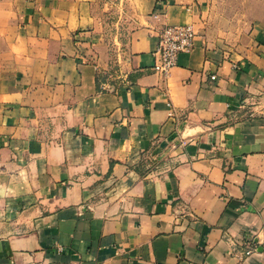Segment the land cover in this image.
Here are the masks:
<instances>
[{"label":"crops","instance_id":"crops-1","mask_svg":"<svg viewBox=\"0 0 264 264\" xmlns=\"http://www.w3.org/2000/svg\"><path fill=\"white\" fill-rule=\"evenodd\" d=\"M95 1L0 0V264H264V31L223 53L207 0H120L116 65Z\"/></svg>","mask_w":264,"mask_h":264},{"label":"rangeland","instance_id":"rangeland-1","mask_svg":"<svg viewBox=\"0 0 264 264\" xmlns=\"http://www.w3.org/2000/svg\"><path fill=\"white\" fill-rule=\"evenodd\" d=\"M93 13L98 29L105 34L114 64H122L136 25L134 13L120 0H96ZM204 13L203 35L223 53L243 54L264 31V0H207ZM5 28L2 16L0 31ZM3 45L4 40H0V52Z\"/></svg>","mask_w":264,"mask_h":264},{"label":"built area","instance_id":"built-area-1","mask_svg":"<svg viewBox=\"0 0 264 264\" xmlns=\"http://www.w3.org/2000/svg\"><path fill=\"white\" fill-rule=\"evenodd\" d=\"M197 31L193 24H172L162 28L156 53L154 69L167 78L176 66L178 57L182 52H190L194 46ZM212 78H215L213 76ZM174 112H171L173 115ZM253 248L245 251L244 255H251ZM264 253V242H263ZM243 258V256H240Z\"/></svg>","mask_w":264,"mask_h":264}]
</instances>
